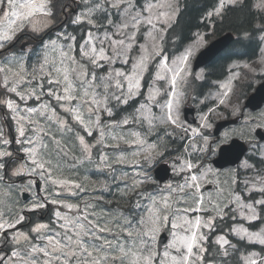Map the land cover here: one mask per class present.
Instances as JSON below:
<instances>
[{"label":"snow or ice","instance_id":"1","mask_svg":"<svg viewBox=\"0 0 264 264\" xmlns=\"http://www.w3.org/2000/svg\"><path fill=\"white\" fill-rule=\"evenodd\" d=\"M209 7L208 31L174 39L179 0H0V264H264V248L242 254L230 239L264 246V226H229L209 243L226 217L264 225V111H249L232 71L264 80V0ZM237 8L254 22L240 40L258 42L262 67L233 63L192 127L181 109L206 78L192 61ZM225 110L240 128L214 139ZM218 155L238 167L222 171ZM161 165L179 180L153 177Z\"/></svg>","mask_w":264,"mask_h":264},{"label":"trees","instance_id":"2","mask_svg":"<svg viewBox=\"0 0 264 264\" xmlns=\"http://www.w3.org/2000/svg\"><path fill=\"white\" fill-rule=\"evenodd\" d=\"M214 0H181L180 12L175 24V32L170 33L174 39L182 37L189 32L194 31H208L205 28V20L201 19L205 15V9L211 10L210 5ZM64 18V17H63ZM253 21L250 16L240 11L239 8L229 12L223 21H216L215 28L210 32L213 39L218 38L224 34L232 33L236 36V40L230 45V47L224 51L218 58L213 61L206 69V78L203 82L204 86L213 84L214 81L224 80L228 76V67L235 61H248L252 62L259 57V51L256 41L240 40V34L244 29L252 30ZM243 25V27H241ZM231 56V59L226 57ZM183 143V142H182ZM256 162V160H253ZM234 221L231 219L225 221V223L219 227L217 233L223 234L229 233V226H232ZM247 226L254 230L258 226H262L261 221L253 222L251 225L247 223ZM217 233H213L209 238V243L213 240V236ZM230 237L237 244L240 252H260L264 246L257 244H246L244 241H239L236 238Z\"/></svg>","mask_w":264,"mask_h":264},{"label":"rangeland","instance_id":"3","mask_svg":"<svg viewBox=\"0 0 264 264\" xmlns=\"http://www.w3.org/2000/svg\"><path fill=\"white\" fill-rule=\"evenodd\" d=\"M181 0H179V2H180ZM62 19H63V17H62ZM21 35H23V33L21 34ZM212 41V37H211V34L209 33V37H208V44L210 43ZM203 50V49H202ZM201 50V51H202ZM198 55V54H197ZM197 55H196V57H197ZM196 57L193 59V61H192V68H193V65H194V61H195V59H196ZM244 63H246V62H241V63H239V64H244ZM250 64H252V66L253 67H256L257 68V70L259 71L260 70V68L262 67L260 64H259V58L256 60V61H254V62H250ZM232 71H238V72H240V74H241V79H240V81H238V83L241 85V87H242V89H243V91L244 92H246L252 85H253V88H255V86H257L262 80L257 76L255 79H253L252 77H253V74H251V73H248L247 72V69H244V68H236V69H232ZM205 72V71H204ZM247 76V78H245ZM200 82H202V81H193V82H191L190 83V86L188 87V89H187V98H186V101H185V104H184V106L182 107V109H181V118L182 119H184V113H183V111H184V108L185 107H188V106H193V107H195V109H196V116H197V123L196 124H190L192 127H197L198 125H199V123H200V117H201V115H202V112H204V111H206L207 110V106H210V105H212L214 102L212 101V99H211V97L212 96H215V94H216V91H217V87H216V84H213V86L210 88V89H208V90H205L204 92H199V95L197 94V90H198V87H199V85H200ZM249 85H250V87H249ZM252 88V89H253ZM161 99H163V97H161ZM196 100H202V101H204L203 103H196L195 101ZM245 102V100L243 101V103ZM218 111H219V109H218ZM261 111H264V108L261 110ZM258 113V112H257ZM235 118H237V117H231V116H229L228 115V112L225 110L224 111V113H223V115L222 116H219V117H216V118H214V124H213V128L210 130V134H211V136L215 139V138H217V137H215L214 135H213V130H214V128H215V126L217 125V123H219L220 121H223V120H227V119H235ZM187 122V121H186ZM188 123V122H187ZM189 124V123H188ZM240 128V124H238V125H236V126H232V127H229V128H227V129H225L222 133H221V135H220V137L222 138L223 137V135H224V133H233L235 130H238ZM5 131L6 132H8V133H10V136H9V138H11V135H15V128L14 127H12V128H8L7 127V124H5ZM234 138H237L238 139V137H236L235 135H233L232 136V139H234ZM89 139H91V138H89ZM153 139H155V137H153ZM231 139V140H232ZM230 140V141H231ZM183 141L182 140H177V141H175V143H174V145H173V147L175 148V147H178L181 143H182ZM15 147H19L18 145H13V148H15ZM11 150V149H10ZM247 155H251V152H249V154H247ZM248 157V156H247ZM246 157V158H247ZM158 167V166H157ZM156 167V168H157ZM238 167V165L237 166H235V167H229V168H227V169H225V170H223L224 172H227V171H229V170H231V169H235V168H237ZM156 168H154L153 169V171H152V175H153V177H154V171H155V169ZM124 170H126V171H131V169L130 168H127V167H125V169ZM96 175H99V174H96ZM172 175H173V177H172V179L171 180H169L168 182H172V181H175V180H179V177H177V176H174V174L172 173ZM242 179H243V177H238V180H237V184H235L233 187L237 190V191H240L242 188H243V184H242ZM91 187V186H90ZM209 186H205V188L207 189ZM35 191L36 192H38L36 189H35ZM31 195V194H30ZM85 195H87V194H85ZM105 195L107 196V197H109V198H112V199H114L115 198V193H112V194H109V193H105ZM243 195L244 196H248V194L247 193H243ZM253 195H255V198L256 199H259L260 198V195L259 194H253ZM30 199H31V197H30ZM30 199L28 200V201H24L23 199H22V195L19 197V200H20V203L21 204H24V203H29L30 202ZM248 202H252L251 201V199H248ZM51 207V206H50ZM36 219L37 220H40L41 219V217L40 216H36ZM230 218H228V217H226L225 218V220L224 221H217V224H218V227H216V229H215V231L213 232V233H217L218 231H220L219 230V227L220 226H222L224 223H225V221H227V220H229ZM43 220H45V222H46V220H47V218L46 219H43ZM232 221H234L233 222V224H232V226H234V225H236V224H244V226H246V227H248L247 226V222L246 221H241V220H239V219H237V220H233V219H231ZM255 222H257V221H255ZM262 226H264V225H262ZM252 230V229H251ZM254 230H258V228L257 229H254ZM163 232H167L168 233V230L167 229H165V230H163L162 232H161V234L163 233ZM212 233V234H213ZM160 234V235H161ZM212 234H210L209 235V238L212 236ZM223 233L222 232H219V233H217V234H215L214 236H213V240L210 242V245L211 246H213V247H215V245H214V239H215V237L217 236V235H222ZM227 234H228V232H227ZM168 235H169V233H168ZM233 238H236V239H238L237 237H235V236H232ZM170 239H171V237H170V235H169V241H170ZM230 239L232 240V238L230 237ZM233 241V240H232ZM233 243H234V241H233ZM258 245V244H257ZM261 246V245H260ZM165 247V246H164ZM163 247V248H164ZM256 252V251H255ZM241 253L243 254V252L241 251ZM245 253V252H244Z\"/></svg>","mask_w":264,"mask_h":264},{"label":"water","instance_id":"4","mask_svg":"<svg viewBox=\"0 0 264 264\" xmlns=\"http://www.w3.org/2000/svg\"><path fill=\"white\" fill-rule=\"evenodd\" d=\"M234 40H235L234 35L231 33L225 34V35L217 38L216 40H214L208 47H206L203 51H201L200 54L197 56V59L195 61V65H194V70H198L197 64H199L200 68H202L203 66H206L205 62L201 60L202 53L207 52L208 49H210V48L214 49V51L215 50H222V51H220V53H222L233 43ZM249 100H252V103H253V108H251L250 110L257 111L263 107V105H264V82L262 84H260L257 87L256 91L248 97L245 105L248 104ZM185 114H186V121L188 123L195 124L197 122V120L195 118V109L193 107L185 108L184 115ZM237 124H238V119L222 121L216 125V127L214 129V135L219 136L223 129H225L226 127L233 126V125H237ZM232 143L240 144L244 148L248 147L246 145V143H244L243 141H241L239 139H233L231 141L230 145ZM246 154L247 153H245V155ZM215 159L219 162L220 165L223 166L222 169H225L227 167L237 166L236 163L227 162L226 160L221 158L219 155ZM154 175H155V177H157V176L161 177L162 179L160 182L163 183V182H167L171 179L172 172L171 171H165L163 166L161 165L155 169ZM29 197L30 196L26 193L22 195V198L24 201H27L29 199ZM168 239H169V237H168L167 233H163L159 239L158 246L162 249L163 246L168 242Z\"/></svg>","mask_w":264,"mask_h":264},{"label":"bare ground","instance_id":"5","mask_svg":"<svg viewBox=\"0 0 264 264\" xmlns=\"http://www.w3.org/2000/svg\"><path fill=\"white\" fill-rule=\"evenodd\" d=\"M217 58H218V57H217ZM217 58H216V59H217ZM216 59H215V60H216ZM215 60H213V61H215ZM213 61H212V62H213Z\"/></svg>","mask_w":264,"mask_h":264},{"label":"flooded vegetation","instance_id":"6","mask_svg":"<svg viewBox=\"0 0 264 264\" xmlns=\"http://www.w3.org/2000/svg\"><path fill=\"white\" fill-rule=\"evenodd\" d=\"M206 69V68H205Z\"/></svg>","mask_w":264,"mask_h":264}]
</instances>
